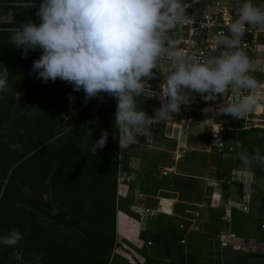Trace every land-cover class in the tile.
Listing matches in <instances>:
<instances>
[{
    "label": "clouds",
    "instance_id": "obj_1",
    "mask_svg": "<svg viewBox=\"0 0 264 264\" xmlns=\"http://www.w3.org/2000/svg\"><path fill=\"white\" fill-rule=\"evenodd\" d=\"M187 8L185 0H43L37 11L41 23L37 26L29 21L12 28L9 43L22 48L25 55L29 50H42L33 62V71L44 83L65 81L74 91H83L85 101L96 97L103 100L102 93L113 97L117 101L114 138H118L121 149L139 143L140 135L150 145V126L173 120L172 114L191 102V93H199L205 100L222 95L224 101L216 114L245 120L247 130L246 117L258 110L264 94L259 92L260 82L251 75L260 61L250 59L245 51L248 44L242 38L246 25L264 30V3L236 0L237 19L227 25L231 36L221 30L210 37L217 48L223 45L227 50L218 54L214 50L207 56L199 50L186 52L175 38L179 26L193 21L186 14ZM165 65L171 70L160 85L161 91H151L150 96H158L161 106L149 116L138 109L137 98L149 91L144 78L154 77L153 70L162 72ZM9 75L7 67L0 65V93L20 100L21 94L13 93L9 86ZM70 118L62 113L58 119L66 125ZM72 129L57 123V135L46 143ZM81 129L85 136L79 147L96 156L106 146L109 133L103 131L89 145L87 136L92 131L87 125ZM232 150L243 168L250 170L253 163L264 168V154L259 148L249 152L237 143ZM23 238L21 232L12 229L0 237V242L14 247Z\"/></svg>",
    "mask_w": 264,
    "mask_h": 264
},
{
    "label": "trees",
    "instance_id": "obj_2",
    "mask_svg": "<svg viewBox=\"0 0 264 264\" xmlns=\"http://www.w3.org/2000/svg\"><path fill=\"white\" fill-rule=\"evenodd\" d=\"M42 2L0 0L1 12L18 14L16 20L0 23V65L10 72L13 93L21 94L17 100L0 93V234L21 232L17 247L37 257L36 264H110L117 240V101L106 93L103 100L85 101L83 91L60 79L44 83L33 71L42 50L25 55L9 43L12 28L41 23L37 11ZM69 94L75 96L77 116L65 125L58 118L68 115ZM57 123L73 129L48 144L57 135ZM81 125L92 131L89 145L103 131L109 133L96 156L79 147L85 136ZM143 236L152 242L151 235ZM189 263L196 264L197 258Z\"/></svg>",
    "mask_w": 264,
    "mask_h": 264
},
{
    "label": "rangeland",
    "instance_id": "obj_3",
    "mask_svg": "<svg viewBox=\"0 0 264 264\" xmlns=\"http://www.w3.org/2000/svg\"><path fill=\"white\" fill-rule=\"evenodd\" d=\"M185 2L186 6L189 8L191 0H185ZM253 3H264V0H253ZM17 17L18 14L13 10L6 13L1 12L0 10V23L16 20ZM170 70L171 69L167 65H165V68L162 72L154 69V77L144 78L147 80V82L150 81L152 83V86L148 85V89L158 88L156 83H159L160 81L163 82L164 77ZM257 80L259 81V79ZM149 95L150 92L146 91L145 95L140 98L143 99L145 107L150 109L149 111L152 112V108L157 109L156 100ZM68 97L74 98V96L71 94L68 95ZM261 102L264 101L262 100ZM73 111L75 112V115H72ZM68 115L71 116L68 123L77 116L75 98L72 100L69 99ZM172 115L175 116V114ZM183 116H186V114L180 113L178 122H180V119L183 118ZM253 116L256 115L253 114ZM259 118V121L257 122V120H255V122L263 125L264 114H262ZM222 119L226 124L232 126L237 127L238 125L242 124L239 122V119H235L230 115H224ZM251 122L252 121H249V123ZM194 128L195 127L193 126L192 129ZM199 128L200 130H197V132L200 134V136L197 135L198 142L195 145V147L199 150L185 151L184 157L179 162L182 170L180 168L178 170L194 173L202 177L208 176L210 178H215V180H221L218 182H213L217 184V186H211L213 189H216V187L218 189H222L224 185L223 181H233L232 186H230L233 190L232 192L231 190L227 191L222 189L224 191L222 195L225 193L227 196H220L217 199L215 198L216 201L214 205L220 207L223 204L224 198L229 197L228 195H232L233 198L238 199L239 197L246 194L249 187V176L247 173L248 169L243 168L237 159L232 158L231 155H233L234 152L230 150V147H235V145L240 142L241 145H244L246 148H250L251 151H253L255 148H259L261 153L264 154V138H261L264 136V129H254L248 131L229 130L225 138L226 147L219 151L216 149V146L212 144L208 127ZM172 143L173 142H171V145L174 146ZM208 147L211 148V152L203 150ZM250 149H248L249 152H251ZM191 160L199 162L198 168L195 171L191 169L184 171L183 169L185 166L184 168L182 166ZM167 161H169V159ZM251 168H253V165ZM232 169L236 170L237 173L240 172V175L234 176L236 172L231 175L230 171ZM118 175L120 177L118 181L121 184V189L123 188L127 192V179L119 173ZM209 182H212V180L209 179ZM225 183L228 184L227 182ZM218 184L220 187H218ZM251 185L253 190L258 189L260 191H264V173H257L255 171ZM195 186L196 188L193 189V195H188L190 196V202L193 204L186 205L191 210L185 211L184 204L178 208L179 213L188 217L187 220H183L184 224L182 229L177 227L175 229V235L172 236H168V234H165L164 232L163 234H159L158 232L154 233L152 237L155 241V246L148 248L147 251L139 250L137 248L134 249V251L130 253L132 262L134 264H171V258L167 257L169 251L171 250L170 253L174 252L176 256L177 248L179 249L180 247H183V250L186 251L185 262L183 264H190L189 261L192 256L197 258L196 264H264V192L260 193L259 191V193H255L253 195L252 205L248 212H244L242 209H236L232 218H225L220 212L212 217L213 209L208 207V205L200 208L194 204L197 201L200 202L202 198L204 199L206 194H210L205 188L207 187L206 181L198 179ZM123 189L121 194L118 195L120 209L121 206L125 205L126 203L127 193L123 191ZM208 189L210 190V188ZM132 200L130 202H132ZM211 200L212 199L210 197L207 202ZM227 205L229 204L227 203ZM227 205L224 207H227ZM130 216L136 219L138 218L137 216ZM155 218L156 216L152 217V219ZM148 225V221H144L142 224H140V221L138 223H133L131 221L129 226L125 224V230L122 229V232L139 238L140 231ZM139 227L142 229H139ZM231 232H234L233 234L236 233L238 238L242 240V248L234 249L232 246L226 248L222 245L220 249V234H226L225 236H228ZM116 234L120 240L122 234L117 232ZM231 235L232 234H230L229 237H231ZM3 236L4 235L0 234V237ZM181 236H183V238L186 240V243L182 244L183 246L175 242ZM223 240L227 239L221 238V242ZM152 254L156 256L153 257ZM181 259H183V254L181 258L176 261V264H182ZM36 262H38L37 257H35L33 254H29L25 250H22V248L17 247V245L14 247H8L0 242V264H36Z\"/></svg>",
    "mask_w": 264,
    "mask_h": 264
},
{
    "label": "crops",
    "instance_id": "obj_4",
    "mask_svg": "<svg viewBox=\"0 0 264 264\" xmlns=\"http://www.w3.org/2000/svg\"><path fill=\"white\" fill-rule=\"evenodd\" d=\"M234 2L236 1L234 0ZM260 41L264 47V34H262ZM259 61L260 66L258 67V79L261 84V90H259V92L261 94H264V54ZM159 83H162V81H160ZM159 83H156V85L158 86ZM147 84L149 86H152V83L150 81L147 82ZM149 96H151V94ZM157 103L158 102L156 101V106L157 108H159V105H157ZM137 107L138 109L144 110L149 116H154L155 114L156 108H152V112L149 111L150 109L145 107V103L140 97L137 98ZM173 114H175V116H173V120L169 121L168 123L162 121L158 124H153L150 126V129L153 133V141L150 145L147 144L148 141L146 137L140 135L138 136L139 143L131 145L128 149H119V174L127 179V192L122 188L123 191L127 193V196L126 203L125 205L121 206V209L120 203H118L116 232L119 234L121 233L122 237L119 240L118 235L116 234V247L113 251L110 264H134L131 259L132 257L130 256V253H132L134 249L137 248L139 250L147 251L148 248L155 246L153 237L151 238V242L149 240H146L143 235L153 236L154 233L163 231L165 234H168V236H172L175 235V229L177 227H179V229H182V226L184 224L183 220H187L188 217L179 213L178 208L184 204L185 211L191 210L188 206H186L187 204H193L192 202H190V196L188 195H193V189L196 188L195 185L198 179L206 181V186L210 188V190L207 187L205 188L208 190L206 191L210 194H206L204 199L202 198L200 202L197 201L194 204L200 208L208 205V207L213 209L215 215L220 212L221 215L225 218H229V215L230 218H232L233 211L236 209H242L243 205H248V209L250 210L253 201V195L255 193H259L260 191L258 189L253 190L251 184L254 172L256 171L257 173H264V168H261L259 165L253 163V168L247 170L249 176V187L246 194L239 197L238 199L233 198L232 195H228L229 199L224 198V201L229 204L230 211H228L224 206L218 207L214 205L218 197L227 196L225 195V193L224 195H222L224 192L222 189H225L227 191L231 190V192L233 191L230 187L232 186L233 181H225L231 185H228L223 181L224 185L222 189H218L217 187L216 189H213L211 186H217V184L213 182H218L221 180H215V178H210L208 176L202 177L197 174L185 171L189 169L195 171L198 168L199 162H196L194 160H191L182 166L183 168L185 166V168L183 169L185 172L178 170L179 168L182 170L179 162L184 157L185 151L199 150L195 147V145L198 142V136H200L197 130H200L199 127L201 126H185L181 123V121L178 122L180 114ZM253 114L256 116H253ZM262 114H264V102L260 103V107L257 111L246 117L247 130H244L245 120L243 119H239V122L242 123L241 125H238L237 127L233 126L234 128L231 130L248 131L254 129H264V124L261 125L257 123L259 121L258 119H260L259 117ZM255 120H257V122H255ZM249 121L255 123H249ZM193 126L195 127L194 129H192ZM171 142H173L172 144H174V146L171 145ZM238 143L241 145L240 142ZM232 147L234 149V146ZM241 147L247 150L250 149L246 148L244 145H241ZM216 149L219 151L221 150L218 148ZM203 150L211 152L210 147ZM230 150L235 153L231 155L232 158L239 161L236 156V151H233L232 149ZM167 157L169 161H167ZM239 173H237V171L233 169L230 171V174H234V176L240 175ZM209 179L212 180V182H209ZM118 185L119 195L121 194L122 189L119 182ZM218 187H220L219 184ZM263 192L264 191H260V193ZM210 197L212 200L207 202ZM130 199H133L132 202H130ZM147 208L152 209L153 214L146 213L145 209ZM130 215L137 216L139 220L138 218H133ZM154 216H156V218L152 219V217ZM131 221L133 223H138L140 221V224L144 223V221H148L149 223V225L144 229L139 227V229H142L140 231L139 238L122 232V229L125 230V224L129 226ZM233 233L234 232H231L230 234ZM225 235L226 234H220L219 236L220 249L222 246L221 238H226L229 241V244L227 246H224L226 248L230 246H232L234 249L242 248L243 243L242 240L238 238V236L229 237V235ZM182 239H184L183 236H181L175 242L180 245L185 244L186 240L185 243H182ZM170 251L167 257L171 258V264H176V261L181 258L182 254L184 257L186 255V251L183 250V247H180L179 249L177 248L176 256L174 252L170 253ZM152 255L153 257L156 256L154 254ZM142 258L144 259L143 256Z\"/></svg>",
    "mask_w": 264,
    "mask_h": 264
},
{
    "label": "built area",
    "instance_id": "obj_5",
    "mask_svg": "<svg viewBox=\"0 0 264 264\" xmlns=\"http://www.w3.org/2000/svg\"><path fill=\"white\" fill-rule=\"evenodd\" d=\"M186 14L193 21L188 25L177 28L175 38L178 40L180 47L184 48L186 52L199 50L202 56L213 54L214 50L217 51V54L221 50H227L223 45L217 48L210 37L221 30L225 32V35L231 36L227 25L237 19L236 2L234 0H191ZM262 34H264V30L246 25V31L242 39L248 44L245 51L253 61L260 60L264 54V47L260 41ZM258 74V68H255L251 72V75L255 79H258ZM160 85L161 83L158 84V88L149 90L150 94L151 91L160 92ZM154 98L160 107L161 102L158 96H154ZM223 101L224 97L222 95L215 100H205L201 94L191 93V102L187 105H182L181 111L176 114L179 115L182 112L186 114V116L180 119L181 123L185 126L197 125L208 127L212 144L218 149H223L226 147L225 138L227 132L234 128L223 121L222 117L227 114H216ZM205 109L211 110L205 112ZM217 140L223 143L222 146L219 143L215 144ZM230 149H233V147L231 146ZM225 205L227 203L223 200L221 206ZM226 209L230 211L229 205H227ZM242 209L248 211V205H243ZM145 212L153 214V210L150 208L145 209ZM231 237H236V234H232ZM181 242L185 243V239H182ZM228 244V240L222 241L223 246H227Z\"/></svg>",
    "mask_w": 264,
    "mask_h": 264
}]
</instances>
